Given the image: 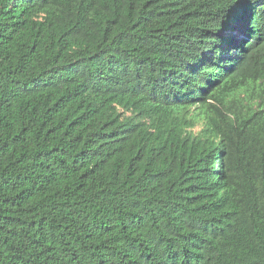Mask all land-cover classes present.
<instances>
[{"label": "trees", "instance_id": "16d2710c", "mask_svg": "<svg viewBox=\"0 0 264 264\" xmlns=\"http://www.w3.org/2000/svg\"><path fill=\"white\" fill-rule=\"evenodd\" d=\"M0 264H264V0H0Z\"/></svg>", "mask_w": 264, "mask_h": 264}, {"label": "rangeland", "instance_id": "374dc122", "mask_svg": "<svg viewBox=\"0 0 264 264\" xmlns=\"http://www.w3.org/2000/svg\"><path fill=\"white\" fill-rule=\"evenodd\" d=\"M198 129H199V127L196 128V130H198Z\"/></svg>", "mask_w": 264, "mask_h": 264}]
</instances>
